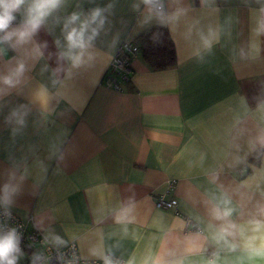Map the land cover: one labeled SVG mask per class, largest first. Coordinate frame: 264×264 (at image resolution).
Masks as SVG:
<instances>
[{
    "label": "crops",
    "instance_id": "0c3cea01",
    "mask_svg": "<svg viewBox=\"0 0 264 264\" xmlns=\"http://www.w3.org/2000/svg\"><path fill=\"white\" fill-rule=\"evenodd\" d=\"M108 2L95 0V4L84 3L83 8L87 11ZM131 2L117 0L114 15L109 17L110 30L102 33L97 41L100 58L92 68L80 70L67 81L64 97L50 101L54 109L51 115L42 117L32 93L39 84H49V74L41 75L39 69L45 62L56 67L54 57L36 65L28 74L30 83L21 94L13 91L5 98L7 106L0 112V173L11 167L10 157L17 161L27 157L31 175L16 197L12 211L22 221L30 222V227L38 229L34 225L43 220L45 228L51 226L65 238L66 228L82 233L87 226H94L95 210L102 204L115 205L132 195L127 191L132 186L138 202V222L131 227L138 238L123 241L121 251L125 257L134 251L140 264L151 236L157 237L155 250H161L165 235L158 223L161 217L165 226L177 217L187 223L183 231L168 238L169 246L185 247L189 252L196 247L191 241L184 243V237L206 228L205 190L215 191V187L208 183L203 169L190 168L188 162H197L200 152H206L205 167L223 163V133L231 121L230 110L236 106L237 96L244 97L254 110V97L264 94V36L260 38L262 51L257 61L232 64L222 40L215 46L214 55L208 58L209 63L201 65L189 58L187 45L174 37L168 27L153 23L138 29L139 14L131 10ZM190 2L199 9V0ZM217 6L221 21L229 14L238 18L233 42L246 44L250 35L249 7L241 0H217ZM74 8V3L70 4L67 11ZM157 28L167 30L173 41L175 66L151 71L138 56L132 62L133 75L121 92L106 87L102 79L119 46ZM117 34L119 42L109 48ZM59 36V27L52 34L45 29L39 32L36 39L47 41L49 45L46 57L47 52L57 51L54 39ZM13 55L15 53L9 51L5 59ZM40 100L43 103L44 97ZM21 103L29 104L31 111L24 134L13 141L4 117L11 107ZM61 141L65 146L75 144V154L67 156L64 162L48 159L50 145ZM253 155L248 157L249 164L253 163ZM37 159L48 167L45 179L38 185ZM250 173L249 168L247 174ZM244 178L239 168L225 167L218 182L228 187ZM5 179L0 175V184ZM159 197L166 201L175 199L177 205L158 208L155 200ZM101 227L109 231L115 225L108 218ZM77 247L81 254L78 244ZM207 258L208 253L192 254L186 264H207ZM227 261L228 264H264V257L249 259L247 255H233Z\"/></svg>",
    "mask_w": 264,
    "mask_h": 264
},
{
    "label": "clouds",
    "instance_id": "9594fccd",
    "mask_svg": "<svg viewBox=\"0 0 264 264\" xmlns=\"http://www.w3.org/2000/svg\"><path fill=\"white\" fill-rule=\"evenodd\" d=\"M241 2L250 9V35L244 45L233 42L238 18L229 14L222 21L218 19L217 0H199V9L190 0H132L130 8L139 14L138 29L153 23L168 27L174 37L187 45L189 58L198 64L209 63L208 58L214 55L215 46L222 40V47L228 48L229 61L236 64L259 60L262 51L260 38L264 36V0ZM73 3L74 10L68 12L67 8ZM84 3L95 4V0H0V112L7 106L6 97L13 91L21 94L29 85L28 74L40 61L54 57L56 64L54 68L47 62L41 65L39 72L49 74L50 87L41 83L32 93V100L39 103L44 118L54 111L50 101L64 97L67 81L80 70L95 65L101 56L97 41L102 33L110 30L109 17L114 15L117 0H109L104 6L96 5L87 11L83 8ZM57 27L60 28V36L54 39L57 51L47 52L46 57L48 42L38 41L36 37L41 29L52 34ZM158 35L154 34L153 39H158ZM118 42L117 34L108 47L114 48ZM9 51L15 55L5 59ZM41 96L44 97L43 103ZM254 99V110L242 96H237L236 106L230 110L231 121L223 133V163L205 167L206 152H200L197 162H188L190 168L198 166L203 169L208 183L215 187V191L205 190L206 228L184 237V243L191 241L196 245L194 250L189 252L185 247L169 246L168 238L183 231L187 223L177 217L172 224L165 226L161 217L158 223L165 234L161 250H155L157 237L151 236L140 264H186L189 255L201 253H208L207 264H228L227 258L233 255H247L249 259L264 257V94ZM30 111L29 104L21 103L11 107L4 117L13 141L24 134ZM75 151V144L53 143L48 159L64 162ZM253 153L258 164L248 162ZM213 160H216L215 155ZM10 161L11 167L0 173L6 177L0 184V264H19L26 255L21 247V231L9 226L7 221L12 219L15 199L22 193L31 172L27 157L19 161L10 157ZM225 167L239 168L240 175L245 178L226 187L218 182ZM35 168L38 185L45 179L48 167L37 159ZM249 168L251 173L247 174ZM127 191L132 195L115 205H100L94 212V226H87L82 233L66 228L65 238L51 226L45 228L43 220L38 221L34 226L43 231V239L40 249L32 253L30 264H51L53 253L58 264H91L93 260H99L101 264H137L134 251L126 257L121 251L123 241L138 238L131 227L138 222V202L132 186ZM108 218L115 227L105 231L101 225ZM77 244L81 254H77ZM69 247L72 250L66 254L63 249Z\"/></svg>",
    "mask_w": 264,
    "mask_h": 264
},
{
    "label": "built area",
    "instance_id": "2783aa9c",
    "mask_svg": "<svg viewBox=\"0 0 264 264\" xmlns=\"http://www.w3.org/2000/svg\"><path fill=\"white\" fill-rule=\"evenodd\" d=\"M139 56L138 46L131 41H124L118 48L116 54L113 56L104 76L103 84L117 92L122 91L123 85L130 81L133 75L132 62ZM155 205L158 208L169 209L177 205V200L172 199L166 201L163 197H159L155 200ZM9 226L18 227L22 233L21 247L25 252V257L21 259L19 264H30V257L33 252L37 251L41 247V241L43 234L36 228L30 227V222L22 221L21 218L12 211V219L7 221ZM31 245V246H30ZM71 248H65L63 251L67 254L71 252ZM77 254L79 253L76 245ZM51 264H58L55 259V253ZM91 264H101L99 260H93Z\"/></svg>",
    "mask_w": 264,
    "mask_h": 264
},
{
    "label": "trees",
    "instance_id": "16d2710c",
    "mask_svg": "<svg viewBox=\"0 0 264 264\" xmlns=\"http://www.w3.org/2000/svg\"><path fill=\"white\" fill-rule=\"evenodd\" d=\"M154 34H159L154 40ZM139 48V56L151 71H163L176 64V53L172 39L165 29H150L133 41ZM251 161L258 164L255 154Z\"/></svg>",
    "mask_w": 264,
    "mask_h": 264
}]
</instances>
